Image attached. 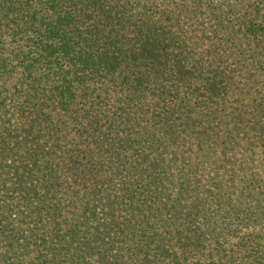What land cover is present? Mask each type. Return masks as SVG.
<instances>
[{
	"label": "trees",
	"instance_id": "obj_1",
	"mask_svg": "<svg viewBox=\"0 0 264 264\" xmlns=\"http://www.w3.org/2000/svg\"><path fill=\"white\" fill-rule=\"evenodd\" d=\"M262 4L0 0L1 174L42 194L56 227L36 216L17 233L0 209V264H264L262 248H213L190 226L204 224L182 206L189 183L164 202L155 156L214 135L236 40L264 42ZM72 169L94 179L91 191L70 193ZM73 203L82 210L62 230Z\"/></svg>",
	"mask_w": 264,
	"mask_h": 264
},
{
	"label": "rangeland",
	"instance_id": "obj_2",
	"mask_svg": "<svg viewBox=\"0 0 264 264\" xmlns=\"http://www.w3.org/2000/svg\"><path fill=\"white\" fill-rule=\"evenodd\" d=\"M180 1L194 4L209 2L216 6L226 4L236 7L243 2ZM248 1L260 3L262 0ZM263 6L264 4L261 5L262 8ZM206 26L209 28L207 36H220L211 33L209 23ZM198 30L199 33L203 31ZM247 42L240 39L239 43L238 39L236 40V50L239 51L233 96L220 114L221 122L219 120L214 135L210 138L204 136L203 139H197L186 146L183 142L177 146H164L165 148L155 154L158 156L157 160L162 162L159 172L163 174L162 179L167 190L163 195L158 188V196L173 205L174 198L180 193L177 183H189L182 206L191 211L198 210L202 214L196 223L204 224V227H196V224L190 226L197 230H208V245L215 248L217 239L225 242L227 246L233 243V247L245 242L250 245V249L262 248L264 258V42L250 41L249 45ZM224 46L227 47L228 44L225 43ZM2 164L1 156L0 209L8 212L10 227H14L17 233L24 230L29 235L38 216L42 217L41 228L55 229L54 219H49V215H46L45 206H48V202L43 201L44 196L39 185L34 186L42 197L35 199L32 197L33 187L27 186L24 189L14 180L11 173L10 176L1 174ZM6 170L9 172L8 165ZM62 173L70 186V193L79 191L84 194L93 188L94 179L79 169ZM75 196L77 194L70 197L71 202H75ZM81 208L73 203L70 214L62 221V230H67L72 220L81 212ZM31 239L32 236H29L27 243ZM21 241L23 244L24 241Z\"/></svg>",
	"mask_w": 264,
	"mask_h": 264
}]
</instances>
